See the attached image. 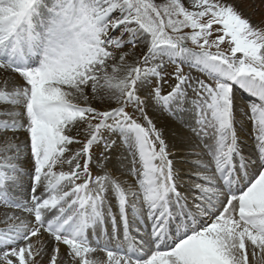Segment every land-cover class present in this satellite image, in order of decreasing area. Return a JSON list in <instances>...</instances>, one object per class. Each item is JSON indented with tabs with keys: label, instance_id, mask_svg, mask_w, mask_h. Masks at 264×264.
Segmentation results:
<instances>
[{
	"label": "snow or ice",
	"instance_id": "snow-or-ice-1",
	"mask_svg": "<svg viewBox=\"0 0 264 264\" xmlns=\"http://www.w3.org/2000/svg\"><path fill=\"white\" fill-rule=\"evenodd\" d=\"M117 31L119 36L111 34ZM137 40L147 52L129 64L133 54L123 49L135 48ZM226 44L228 53L221 50ZM176 58L214 81L194 82L178 65L172 89L165 95L158 85L150 97L174 112L189 92L195 95L190 132L197 142L188 151L208 162L193 165L201 171L191 199L181 194L173 153L138 95L152 79H164L162 61ZM0 71L22 81L0 77V135L27 134L23 145L9 138L0 148V204L31 217H7L0 264H37L44 256L48 264H99L93 259L98 249L107 264H264V17L254 23L229 0H188V6L182 0H0ZM234 90L259 101L246 113L254 159L240 148ZM129 107L141 112L147 127L128 114ZM80 127L86 143L71 135ZM105 133L129 147L131 184L107 173L93 178L94 146L102 144L106 152L115 146ZM73 144L82 148L71 153ZM26 160L31 173L21 163ZM9 188L14 196L5 192ZM109 190L124 229L123 251L92 246L89 238L105 207L111 208ZM130 212L132 222L151 221L147 236L139 227L131 233ZM177 232L178 240L160 246ZM60 246H66L63 255Z\"/></svg>",
	"mask_w": 264,
	"mask_h": 264
},
{
	"label": "rangeland",
	"instance_id": "rangeland-1",
	"mask_svg": "<svg viewBox=\"0 0 264 264\" xmlns=\"http://www.w3.org/2000/svg\"><path fill=\"white\" fill-rule=\"evenodd\" d=\"M156 2L161 3L162 0H156ZM182 2H184L186 6H188V0H182ZM229 2L237 4L242 14L245 17L251 18V20L254 23L258 22L262 17H264V0H229ZM218 27L219 26H214L213 31L215 32L216 28ZM190 31H191L190 29H186L185 33L190 34ZM111 34L119 36L120 32L117 31ZM124 38L125 40L128 39L127 36H125ZM210 39L214 40L216 39V36L214 35ZM187 46L192 48L194 51H199V49L191 45L190 42L187 44ZM221 50L228 53L229 46L227 44L222 45ZM123 51L131 52L133 54L128 58L127 63L134 64L136 60L143 59V56L147 52V45L137 40L135 48H132L131 45L129 44L123 49ZM212 51H216V50L212 49ZM162 63L164 64V68L161 70V75L164 77V79L160 81L156 79H152L151 87L141 88L138 92V95L140 96L141 100L145 101V105L143 109L144 112L147 114L148 118L152 120L153 124L157 126L156 127L157 130L159 129L158 131L162 133L163 138L166 140L170 150L173 153L172 159L174 163V171L177 176V183L180 186L179 190L181 191V194L184 196H188L189 199H191V196L193 195L192 187L195 184L199 183V181L195 177L197 173L201 171L200 169L194 167L193 165L195 161H197L198 159L203 160L204 162H208V157L206 155H201L197 157L195 154L188 151V149L193 145H195L197 142L196 138L190 132V128L195 127L196 113L193 109L195 95L194 93L189 92L188 102L183 107L176 109L174 112H169L159 108L158 106H155L152 103L150 97H151L152 88L158 85L161 87V91L165 95L172 89V87L175 84L173 75L177 72L178 65L183 69V74L192 77L194 82L196 80H202L205 83L214 85V81H212L209 78L207 73L194 69L193 67H190L189 63L181 58H176L175 62H170L167 59H165L164 61H162ZM5 75L12 76L13 79H15L17 82L22 83L19 77L16 76L15 74H11V73L4 74L2 71H0L1 77ZM243 95H245L246 97L250 96V94H248L246 91L234 90V105L236 109V125H235L236 134L239 139L240 148L242 153L244 154V157H251L254 159L257 155V148L253 138V127L251 122L247 119L246 113L248 112L251 105L257 104L259 102H255L250 98H245L243 97ZM91 105L96 108L101 107L94 100L91 101ZM113 105L114 104L108 105V108H112L116 106ZM81 106H85V105L81 102ZM127 112L129 115L133 116V118L136 119L138 123H141L147 127L146 121L144 120L140 111H137L132 107H129L127 108ZM164 112L167 115H165ZM166 120L173 122L174 130L173 131L170 130L171 132L169 133L168 131L165 132L159 124L161 122L165 123ZM16 134L7 133L5 135H0V148L5 147V140L9 138L15 140L16 143L23 145V142L27 140V134L24 132H20ZM71 135L74 136L76 139H79L86 143V137L83 135V127H80L79 129H74ZM16 137H18L19 139L17 140ZM174 138H178V143L171 144L173 142L172 139ZM104 139L105 140L110 139L112 141H115V146L111 149V151L108 152L105 151L104 146L102 144L94 146V148L92 149V163L89 166V170L92 173L93 178L98 176H103L107 173L113 179H118L120 181H124L126 184H131L132 179L129 176V170L132 167L131 165L132 156L129 147L126 144L122 143L121 139L115 134L110 135L105 133ZM69 147L71 153H75V151L80 150L82 148V145L73 144ZM197 151H200V149L197 148ZM84 162L85 161L83 159L80 161L82 168ZM21 163L23 164L25 171L27 173H31L32 164L30 160L22 161ZM56 170L59 171L60 169L57 168ZM63 170L69 171V167L67 165H64ZM203 174L211 175L212 173L206 172ZM189 177H192V179H189ZM83 182L84 180L79 181V183H83ZM24 186L25 189H27L30 186V181L27 177L24 178ZM5 192L9 196H14V192L10 188L6 189ZM40 194H41L40 192H37V195ZM23 196L24 197L27 196L26 191L23 193ZM110 197L112 198L110 199ZM113 199L114 198L111 193V190H109L107 196V203L111 205V208H108L107 206L105 207L104 219L102 223L98 224L94 229L90 230L89 238L92 244L93 243L100 244V242L101 241L103 242L104 240H108V242H110V238L113 239L116 238V240L117 238L120 240H123L124 238L123 237L124 229L123 226L121 225L119 214L117 213L115 201ZM2 205L7 206L5 204H0V206ZM112 215H115V221L112 220L111 218ZM17 216H22L24 218L31 219V217H27L26 213H22L20 211H18ZM6 220L7 217H4V215L0 213L1 229L8 227V224L5 223ZM129 220H130L131 233L133 235H135V229L139 227L143 231L145 236H147L148 232L146 231V229L151 227V221L143 220L138 224L132 222L131 212L129 213ZM104 228H105V232L103 230ZM102 232L104 239L101 237ZM90 235L94 237L95 240H92ZM35 239L37 238H33V240ZM60 247L62 249H66V246H60ZM37 264H48V256H44L43 259L38 257Z\"/></svg>",
	"mask_w": 264,
	"mask_h": 264
},
{
	"label": "bare ground",
	"instance_id": "bare-ground-1",
	"mask_svg": "<svg viewBox=\"0 0 264 264\" xmlns=\"http://www.w3.org/2000/svg\"><path fill=\"white\" fill-rule=\"evenodd\" d=\"M130 64V63H129ZM1 77V76H0ZM3 81H2V79H0V83H2ZM96 102V101H95ZM96 103H98V102H96ZM99 104V103H98ZM100 105V104H99ZM108 105H111V103H109ZM114 106V105H113ZM183 109V108H182ZM183 111V110H182ZM159 112V111H158ZM165 113V112H164ZM173 114V113H172ZM181 114V113H180ZM164 115V114H163ZM165 115H167L166 113H165ZM182 117V116H181ZM164 118V117H163ZM184 121V120H183ZM185 122V121H184ZM187 123V122H186ZM160 124V126L162 127V129L165 131V132H167L168 131V133L169 132H171L170 130H174V127H173V122H171V121H168V120H166L165 121V123L164 122H161V123H159ZM179 124H181V123H179ZM157 127V126H156ZM180 127V126H179ZM176 128V127H175ZM159 130V129H158ZM180 130V129H179ZM182 133V132H181ZM13 134V133H12ZM17 135V134H16ZM8 136V135H7ZM8 138V137H7ZM173 140V142L171 143V144H176V143H178V138H174V139H172ZM184 144V143H183ZM123 161V160H122ZM118 170V169H117ZM112 197H110V199H111ZM114 200V199H113ZM0 213L2 214V215H4V217H8L9 215H18V210H14V209H10V208H8L7 206H4V205H2V206H0ZM3 218V217H2ZM204 222L202 221L201 222V224H203ZM7 225V224H6ZM6 227V226H5ZM0 229H1V227H0ZM180 235V234H179ZM179 235H177V237L175 238V240H173V242H171V241H166V242H164V244H162L161 245V247L162 248H165V247H167V246H169V245H171L172 243H174L176 240H178V238H179ZM36 240V239H35ZM43 243L44 244H46V248H45V251L46 252H48V253H50L51 251H52V244L51 243H48V237L47 236H45L44 238H43ZM96 244L95 243H93L92 244V246H95ZM61 248V247H60ZM65 251H67V249H62L61 248V255H63V253L65 252ZM93 259L94 260H96V261H98L99 262V264H107V258H106V253L105 252H103V251H100L99 249L97 250V252L96 253H94L93 254Z\"/></svg>",
	"mask_w": 264,
	"mask_h": 264
}]
</instances>
